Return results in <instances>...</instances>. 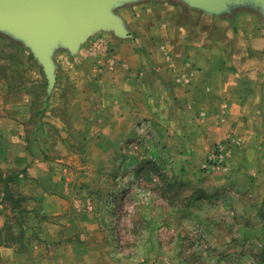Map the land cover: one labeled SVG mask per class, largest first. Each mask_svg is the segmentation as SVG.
I'll return each instance as SVG.
<instances>
[{
	"label": "crops",
	"instance_id": "obj_1",
	"mask_svg": "<svg viewBox=\"0 0 264 264\" xmlns=\"http://www.w3.org/2000/svg\"><path fill=\"white\" fill-rule=\"evenodd\" d=\"M109 9L119 27H93L74 48L54 44L52 85L46 78L44 92L35 90L39 76L24 77V91L13 89L11 75L0 78V170L19 173L14 183L25 208L50 216L30 250L0 245L6 264H94L102 255L92 234L72 232L77 221L64 216L62 169L77 155L73 133L103 155L149 128L154 154L199 177L217 143L231 145L237 160L254 161L259 146L264 157V3L118 0ZM18 37L24 63L44 68ZM97 40L105 52L92 50ZM0 207L1 228L5 203Z\"/></svg>",
	"mask_w": 264,
	"mask_h": 264
},
{
	"label": "rangeland",
	"instance_id": "obj_2",
	"mask_svg": "<svg viewBox=\"0 0 264 264\" xmlns=\"http://www.w3.org/2000/svg\"><path fill=\"white\" fill-rule=\"evenodd\" d=\"M18 39L14 31L0 27V42H8L0 51V77L11 75L13 89L24 91V77L39 76L34 86L42 93L47 89L44 68L24 63ZM150 132L141 129L120 146L111 143L103 154L108 159L95 153L97 145L86 146L83 136L71 135L77 155L62 169L65 190L60 191L68 202L64 216L77 221L72 232L92 234L98 243L102 255L92 258L94 264H264V157L258 155L263 147L251 162V155L237 160L231 145L217 143L213 152L223 144V162L203 161L199 177L180 170L178 161L154 154ZM13 183V194L19 196ZM4 188L1 182L6 222L17 238L25 230V247L30 250L37 226L50 216L11 210ZM21 204L24 209L26 201ZM17 240L19 248L24 246V233ZM28 261L33 263L34 258ZM0 264H6L1 255Z\"/></svg>",
	"mask_w": 264,
	"mask_h": 264
},
{
	"label": "water",
	"instance_id": "obj_3",
	"mask_svg": "<svg viewBox=\"0 0 264 264\" xmlns=\"http://www.w3.org/2000/svg\"><path fill=\"white\" fill-rule=\"evenodd\" d=\"M118 0H0V27L13 30L30 44L52 83V47L59 41L74 48L91 28L119 27V19L109 9ZM207 7L228 0H188ZM264 0H253L254 3ZM52 85V84H51Z\"/></svg>",
	"mask_w": 264,
	"mask_h": 264
},
{
	"label": "trees",
	"instance_id": "obj_4",
	"mask_svg": "<svg viewBox=\"0 0 264 264\" xmlns=\"http://www.w3.org/2000/svg\"><path fill=\"white\" fill-rule=\"evenodd\" d=\"M29 58L32 59V55L29 54ZM3 175H4V172L0 170V183L2 182L4 184L5 186L4 190L6 191L4 194L5 195L4 199L6 201L10 200L11 210L19 209L20 212H24V213L31 211L25 207L24 209L22 208L21 202L23 201L25 202L27 200V197L21 196V195L15 196V194H13L14 192L12 190L11 183L15 182L18 179L19 173L16 174L15 172L11 171V173L8 174V176L3 177ZM20 232L21 233L18 238L23 237V233H24V242H23L24 246L23 244L22 246H20V249H23L27 243L25 240V230L23 229ZM18 238L14 231H10L8 222H5L4 225L0 228V245L4 244L6 246H12L13 244L17 243V241H20V240H17Z\"/></svg>",
	"mask_w": 264,
	"mask_h": 264
},
{
	"label": "built area",
	"instance_id": "obj_5",
	"mask_svg": "<svg viewBox=\"0 0 264 264\" xmlns=\"http://www.w3.org/2000/svg\"><path fill=\"white\" fill-rule=\"evenodd\" d=\"M92 50L93 51H101V52H105L106 51V48H105V45H104V42L102 40H97V41H94L92 42ZM130 143H132V145L135 144L134 141H131ZM126 149L124 148V151ZM225 158V148L223 147V144H220L217 148H216V152H213V154L211 155L210 157V161L211 160H216L218 162H223ZM208 165V163H205L204 166Z\"/></svg>",
	"mask_w": 264,
	"mask_h": 264
}]
</instances>
